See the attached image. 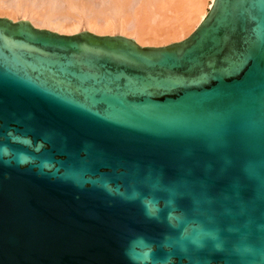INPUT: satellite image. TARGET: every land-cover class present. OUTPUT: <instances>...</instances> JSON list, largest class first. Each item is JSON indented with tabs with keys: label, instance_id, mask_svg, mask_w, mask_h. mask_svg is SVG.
<instances>
[{
	"label": "water",
	"instance_id": "water-1",
	"mask_svg": "<svg viewBox=\"0 0 264 264\" xmlns=\"http://www.w3.org/2000/svg\"><path fill=\"white\" fill-rule=\"evenodd\" d=\"M9 128L85 187L0 163V264H131L132 236L168 229L104 180L208 224L264 221V0H214L159 47L0 18V143Z\"/></svg>",
	"mask_w": 264,
	"mask_h": 264
},
{
	"label": "clouds",
	"instance_id": "clouds-1",
	"mask_svg": "<svg viewBox=\"0 0 264 264\" xmlns=\"http://www.w3.org/2000/svg\"><path fill=\"white\" fill-rule=\"evenodd\" d=\"M5 135L9 142L0 143V163L4 166L31 168L50 182L81 190L85 187L78 169L65 167L54 158L40 159L47 147L45 140H33L15 128H9ZM159 182L157 178L156 184ZM93 183L109 197L127 203L138 201L147 220L167 226L168 231L158 241L143 234L128 240L125 255L131 264H264V221L246 218L241 224L221 227L198 219L196 208L190 215L171 196L160 198L135 188L126 193L111 180Z\"/></svg>",
	"mask_w": 264,
	"mask_h": 264
},
{
	"label": "bare ground",
	"instance_id": "bare-ground-1",
	"mask_svg": "<svg viewBox=\"0 0 264 264\" xmlns=\"http://www.w3.org/2000/svg\"><path fill=\"white\" fill-rule=\"evenodd\" d=\"M54 1L52 3H54ZM113 1L115 4L113 6H116L117 9H115L114 16L109 15L108 17H101V13L97 12L94 16L91 14H89L91 16H85L83 12V16H85L83 17L85 18V26L88 30L87 32L99 36H113V34L117 32L120 36L134 40L139 46H149L147 44H161L169 41L173 43V40H183L189 36L205 18L214 0ZM17 6L12 7L7 5L5 1L0 0V18H7L16 22V15L20 14V17H22L21 20L27 21L26 16L34 14L33 11H28L25 8L26 5L19 4ZM30 6L32 5L30 4ZM57 17L48 14V16L43 15L42 19H40L39 15L38 19L33 18L27 22L35 28L46 29L59 34L72 35L76 34V32L79 33L78 29L81 27V17H77L80 18L79 20L76 19V17L72 19L65 17L62 20Z\"/></svg>",
	"mask_w": 264,
	"mask_h": 264
},
{
	"label": "rangeland",
	"instance_id": "rangeland-1",
	"mask_svg": "<svg viewBox=\"0 0 264 264\" xmlns=\"http://www.w3.org/2000/svg\"><path fill=\"white\" fill-rule=\"evenodd\" d=\"M3 1H5L7 5H10L12 7H16L19 4L24 5V6L26 5L25 8L28 11H33V13H34L32 15L26 16L27 21H29L30 19H33V18L38 19L39 15H40V19H42L43 15L48 16V14L50 16L52 14L53 17L58 16L57 18H59L60 20L64 19L65 17H69L70 19H72L73 17H76V19L79 20L80 18H77V17H81V27H79L78 32L88 31L86 26H85V21H84L85 18H83L86 15L91 14L92 16H94V14L97 12V13H101V17H108L109 15L114 16V12L117 10L116 6H113V5H115L113 3L114 2L113 0H55V1L54 0H43V1L42 0H39V1L38 0H36V1H34V0H16V1H14V0H3ZM53 1H54V3H52ZM16 3H17V5H16ZM79 3H81V4H79ZM30 4L32 6H30ZM31 9H33V10H31ZM83 12H84L85 16H83L84 15ZM91 15H89V16H91ZM16 16H17L16 21L22 19V17H20L21 16L20 14H18ZM113 35H118V34H117V32H115ZM178 40H181V39H178ZM178 40H173V42L178 41ZM170 42H172V41L161 43V44H147V45L159 46V45L168 44Z\"/></svg>",
	"mask_w": 264,
	"mask_h": 264
}]
</instances>
